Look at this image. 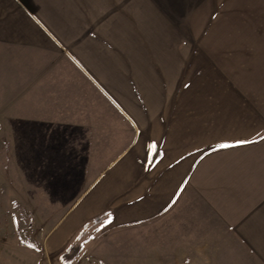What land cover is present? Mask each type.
Here are the masks:
<instances>
[{
  "label": "crops",
  "instance_id": "0c3cea01",
  "mask_svg": "<svg viewBox=\"0 0 264 264\" xmlns=\"http://www.w3.org/2000/svg\"><path fill=\"white\" fill-rule=\"evenodd\" d=\"M1 139L40 153L45 249L105 213L264 264V0H0Z\"/></svg>",
  "mask_w": 264,
  "mask_h": 264
},
{
  "label": "rangeland",
  "instance_id": "374dc122",
  "mask_svg": "<svg viewBox=\"0 0 264 264\" xmlns=\"http://www.w3.org/2000/svg\"><path fill=\"white\" fill-rule=\"evenodd\" d=\"M193 15H199V7L193 8ZM39 162V152L16 151L0 140V264H61L59 254L64 247L48 250L41 246L40 217L34 215L40 203ZM105 215L82 226V249L71 264H262L245 255L246 249L234 248L231 240L219 248L209 247L215 244L216 234L210 226L193 233L192 243L205 247L157 250L151 246L150 234L144 236L146 241H137L134 229L106 230Z\"/></svg>",
  "mask_w": 264,
  "mask_h": 264
},
{
  "label": "trees",
  "instance_id": "16d2710c",
  "mask_svg": "<svg viewBox=\"0 0 264 264\" xmlns=\"http://www.w3.org/2000/svg\"><path fill=\"white\" fill-rule=\"evenodd\" d=\"M95 217L94 220H97ZM80 235V234H79ZM82 235V234H81ZM82 249V244L80 242H74L67 245L59 254V262L61 264H71L80 254Z\"/></svg>",
  "mask_w": 264,
  "mask_h": 264
},
{
  "label": "snow or ice",
  "instance_id": "6c2138e0",
  "mask_svg": "<svg viewBox=\"0 0 264 264\" xmlns=\"http://www.w3.org/2000/svg\"><path fill=\"white\" fill-rule=\"evenodd\" d=\"M247 141H238L237 143H246ZM149 147H153V146H149Z\"/></svg>",
  "mask_w": 264,
  "mask_h": 264
}]
</instances>
